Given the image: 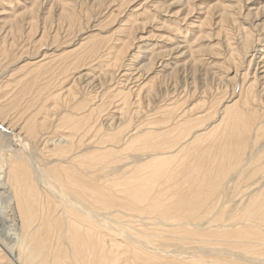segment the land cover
<instances>
[{
	"label": "rangeland",
	"instance_id": "obj_1",
	"mask_svg": "<svg viewBox=\"0 0 264 264\" xmlns=\"http://www.w3.org/2000/svg\"><path fill=\"white\" fill-rule=\"evenodd\" d=\"M247 35L249 38L245 39ZM123 44H130L127 52L131 54L140 46L147 51L146 57L128 61L126 55L123 61L112 65V56L126 47ZM247 59H251L248 69ZM128 66L132 68L123 75V68ZM134 66L140 67L135 70ZM235 67L239 68L231 79ZM246 69V82L252 80L254 72L264 76V0H0V264H12L9 255L24 246L19 226L12 221L11 198L1 188L8 181L11 159L21 160L24 175L20 179L25 178L30 183V192L37 195L33 202L36 218L45 201L59 203L57 211L66 209L67 198L72 204L71 195L61 194L52 170L67 176L70 169L79 168L86 178L91 176L109 189L119 190L129 172L141 175L145 173L141 170H148L142 165L148 160L142 150H120L110 153L104 162L86 160L82 165L68 158L77 151V144L86 152L99 146H111L113 142L108 138L121 116L113 111L119 103L116 96L119 89L131 90L132 100L140 99L139 109L135 107L130 112L132 126L128 130L151 120L157 123L150 126H164L177 134L178 130L173 129L177 119L202 115L204 119L192 129L195 130L207 127L208 122L218 117L222 105L237 97L242 83L240 74ZM257 83L254 107L262 110L264 87ZM139 84L142 87L137 91ZM80 100L86 103L76 111L72 104ZM169 103H175L177 108L178 117L172 121H166L158 112ZM90 108L94 110L88 114ZM75 113H83L88 125H97L100 129L82 125L72 133L67 127L68 119L62 116ZM79 132H83L82 143L76 139ZM66 139L73 143L67 153L64 152L68 147ZM263 141L264 135L252 140L242 156L243 167L231 168L221 179L224 188L220 185L219 190L225 197L221 196L217 209L220 204V208L223 205L234 207L246 193L264 185ZM181 159L179 155L172 165L180 167ZM246 173L250 181L243 177ZM222 212L216 217V223L237 220L233 218L234 211ZM101 216V221L111 217L138 220L128 216ZM173 247L179 248L172 245L169 250H174Z\"/></svg>",
	"mask_w": 264,
	"mask_h": 264
},
{
	"label": "bare ground",
	"instance_id": "obj_2",
	"mask_svg": "<svg viewBox=\"0 0 264 264\" xmlns=\"http://www.w3.org/2000/svg\"><path fill=\"white\" fill-rule=\"evenodd\" d=\"M247 38L249 35L245 39ZM129 45L117 50L112 56V65L123 61L126 55L129 57L128 61L146 57L147 51L140 46H137L132 54L127 52ZM230 55L232 57V54ZM250 62L251 59L246 65L247 69ZM127 65L129 64H125ZM139 67L134 66V69L137 70ZM239 67L242 68L240 65ZM131 68L129 66L123 68V75H126V71ZM238 68L235 67V73L231 79L235 78ZM247 69L240 74L242 83L240 88L238 87L237 97L226 101L222 105L221 112L218 113L219 116L208 122L207 127L192 130L203 121L202 115L192 119L186 116L175 120L178 117L175 103L160 107L158 112L166 118V121L167 119L175 120L173 129L178 130L177 134H174L173 130L164 129V126H150L152 123H157L151 120L128 130L132 126L130 112L135 107H140V99L132 100L131 90L124 91L122 88L119 90L117 88L116 96H119V103L116 104L115 101L116 105H114L117 109L113 111L121 116L120 122L116 124L117 128L113 127L115 131L110 133L108 138L113 142L111 146H99L86 152L80 148L81 144H77V151L72 152L68 158L72 163L82 165L86 160L104 162L110 153H117L120 150H142L146 155L144 157L148 159L142 165L148 170L145 171V168L141 170L145 172L141 175L129 172L130 175L124 177L119 190L109 189L91 176L86 178L79 168L70 169L67 176L52 170L50 172L54 175L61 194L71 195L72 204L69 203L70 198H67L69 204L65 202L66 209L63 207L57 211L59 203L52 200L45 201L39 217L36 218L33 202L37 199V195L30 192V183H27L25 178L20 179L24 175L21 160L11 159L8 181L1 188H4V192L11 198L12 221L18 224L22 242H24V246L20 247L18 252L9 255L12 264H264V185H260L257 191L248 190L246 185L247 191L250 192L244 194L246 197L239 199L234 207L227 208V205H223L220 208V204L217 209V203L221 202L220 198L223 196L219 190L223 187L221 179L231 168L243 167L241 159L246 148L252 140H259L264 135V119H262L264 108L262 107L261 110L254 107V88L257 82H260L259 85H262V88L264 87V76L254 72L252 80L248 79L246 82ZM141 87L142 85H137V91H140ZM135 95L137 97L138 92ZM83 103L86 102L82 100L74 102L72 107L78 111ZM92 110L94 108H90L88 114ZM208 116H210L209 113ZM62 117L68 119L67 127L72 133L81 129L82 125L88 126V129H100L97 125H88L83 113ZM115 119L113 122H116ZM83 132L76 134V139L81 143L84 137L81 135ZM202 141L205 144H202ZM66 144L68 147L64 152L67 153L73 147L72 140L66 139ZM177 145L176 150L171 149ZM179 155L182 158L181 166L176 167L172 165V161L179 159ZM123 165L126 166V164ZM243 177L247 178V173ZM251 187L253 186L251 185L250 189ZM225 209L234 211L233 218L237 220L216 223V217ZM119 213L120 216H117ZM103 214L112 215L114 218L137 217L138 220L136 222L133 219L127 220L132 225L126 224L125 220L112 219V217L111 219L108 217L107 221L102 218L104 221H101ZM111 221L114 224L110 223ZM172 245L179 248L173 247L174 250H169Z\"/></svg>",
	"mask_w": 264,
	"mask_h": 264
}]
</instances>
